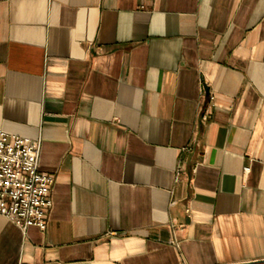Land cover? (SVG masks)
<instances>
[{"label": "crops", "instance_id": "1", "mask_svg": "<svg viewBox=\"0 0 264 264\" xmlns=\"http://www.w3.org/2000/svg\"><path fill=\"white\" fill-rule=\"evenodd\" d=\"M0 132L54 177L0 264H264V0H0Z\"/></svg>", "mask_w": 264, "mask_h": 264}, {"label": "built area", "instance_id": "2", "mask_svg": "<svg viewBox=\"0 0 264 264\" xmlns=\"http://www.w3.org/2000/svg\"><path fill=\"white\" fill-rule=\"evenodd\" d=\"M41 141L0 132V214L23 229H46L54 177L39 170Z\"/></svg>", "mask_w": 264, "mask_h": 264}]
</instances>
